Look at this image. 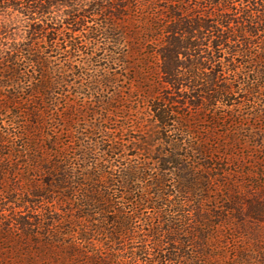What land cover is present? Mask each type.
Listing matches in <instances>:
<instances>
[{
    "label": "trees",
    "instance_id": "obj_1",
    "mask_svg": "<svg viewBox=\"0 0 264 264\" xmlns=\"http://www.w3.org/2000/svg\"><path fill=\"white\" fill-rule=\"evenodd\" d=\"M74 2L0 0V122L10 116L0 129V264H238L241 241L264 224V0ZM57 8L65 18L55 22ZM13 14L27 21L20 42L7 39ZM93 16L103 21L89 27ZM87 46L125 48L112 61L130 74V93L99 106L116 125L133 99L143 104L137 155L118 126L89 141L82 110L54 100L71 63L57 72L49 54L70 60ZM26 66L38 78L23 92ZM97 79L89 89L114 84ZM239 93L244 105L262 101L248 116L215 115L229 120L215 134L202 116ZM184 135L197 139L187 146Z\"/></svg>",
    "mask_w": 264,
    "mask_h": 264
},
{
    "label": "rangeland",
    "instance_id": "obj_2",
    "mask_svg": "<svg viewBox=\"0 0 264 264\" xmlns=\"http://www.w3.org/2000/svg\"><path fill=\"white\" fill-rule=\"evenodd\" d=\"M91 0H75L74 4H77L78 7L89 9V3ZM85 6V7H84ZM65 8H57L54 9L53 15L51 14V17L54 18L55 22L57 20H61L64 17V11ZM14 22L10 27L9 34L7 35V39L10 41L11 39H15L16 41L20 42L23 41L26 37V28L25 24L27 23L26 19L21 16H17L13 14ZM103 21L101 17L93 16L88 19V25L89 27L95 26V24H100ZM66 25H63V29H67ZM86 32V31H84ZM260 39H264L263 36L260 37ZM125 48L116 49L113 47H109L108 50L103 51L101 49H98L95 51V54L92 53V50L87 46L83 49L82 52L78 53L77 55H74L70 60H67L65 54L59 53V54H49V61H50V67L59 72L62 68L67 66V62L71 63L70 68L73 69H67V72L60 77H63L65 80V84H63V87H59L57 90H55L57 93L54 95L57 103L59 104V107L68 106L69 104L70 108L72 109L73 113L76 109H81L83 112V116H80V123H78L77 126L83 127L82 133L84 136H86V139H89V141H95V140H106L104 134L100 133L97 130H107V132H113L116 126L118 128L123 129V132L117 131L115 132V135H120L123 138V144H125V147L128 146L129 151L128 154L135 153L137 155L138 151L132 149L133 145L132 143L134 140H136L140 135L141 126L138 122V117L141 119H144L145 121H149L150 117L148 118L146 110H144L143 104L141 102L136 101V99H133V101L126 105L127 108L134 109L129 113L122 114L120 113L119 116H126L128 118V121H123L120 117L117 119V124L115 125L112 121L109 120H115V114L114 115H108L104 113V111L101 110L99 106V101L101 99L108 100L111 99L113 93L118 95V97L121 98V96L127 97V94L130 93V85L128 79L130 78V74H127L124 70L123 64L120 62H113L112 58H117V56L124 50ZM253 47L250 48L252 50ZM62 52V51H61ZM240 61V62H239ZM244 59L238 58L236 63V66L239 69H245L243 67L242 62ZM23 68V66L21 67ZM28 72V74H33V78L29 81V83L23 85L24 90L23 92L27 91L28 84H34L36 78H38L37 74L33 72V69L31 67L26 66L24 71ZM72 71V72H71ZM103 74H108L114 84L111 87L108 88H98L94 87L95 89H89L91 85V79L92 81H96L99 76ZM58 76V75H57ZM29 80V79H27ZM98 80V79H97ZM262 83V82H260ZM237 86V85H236ZM241 86V85H240ZM96 88H98L96 90ZM7 92V91H6ZM22 92V91H21ZM121 92H123L121 94ZM26 94V93H25ZM247 100V96H244V93H239L237 95H234L232 97V100L228 101V103L221 104L217 103L214 108L211 109L210 112L205 113L202 118L207 120V122H217L218 126L215 130V134H219V132L224 130L223 121H225V126L229 123V120L225 119L222 122L216 121L215 115H226L230 116V110L233 109L237 112H240L243 114V116H248L247 111H249V107H258L262 99H256L254 100L253 104L248 106L244 105L245 101ZM205 104V102H203ZM248 106V108H247ZM138 111V113H137ZM111 116V117H110ZM114 116V118H113ZM108 119L107 122H105V119ZM250 120V116L248 117ZM96 119V120H95ZM10 116H5L4 120L0 122V129L6 128L9 125ZM199 123V128H205L209 124L208 123ZM147 123V122H146ZM173 125L168 128V132L171 134H174L177 131L178 126L176 123H172ZM253 124V122L251 123ZM96 127H93V126ZM87 126L88 128H85ZM189 125L187 124V127ZM10 128V126H9ZM94 128V129H90ZM93 130V131H92ZM13 131V130H12ZM94 133L96 135H94ZM100 133V134H99ZM184 141L187 143V146L195 139H197L195 136H189L184 135L182 137ZM253 143H250V146H252ZM144 157H147L144 155ZM133 161H137L138 163L143 164V157L137 156L135 158L129 157ZM147 165L151 168L150 173L155 174L157 166L154 165L151 161H146ZM8 207V206H7ZM6 207V208H7ZM9 208H11L9 206ZM148 215L152 214L151 210H146L144 212ZM263 234L260 238L259 235L254 237L258 239L250 238L249 240H246L243 238L242 247L246 246V253L243 254V260L237 261L238 264H264V224L261 225ZM143 227H140L142 229Z\"/></svg>",
    "mask_w": 264,
    "mask_h": 264
}]
</instances>
